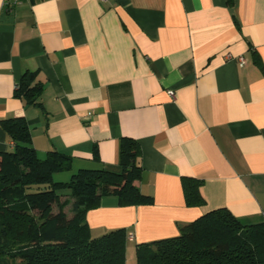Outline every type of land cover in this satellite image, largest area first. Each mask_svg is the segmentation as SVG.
<instances>
[{"label": "crops", "instance_id": "crops-1", "mask_svg": "<svg viewBox=\"0 0 264 264\" xmlns=\"http://www.w3.org/2000/svg\"><path fill=\"white\" fill-rule=\"evenodd\" d=\"M25 72L43 111L13 97ZM12 117L39 158L70 156V175L115 166L122 137L138 144L134 185L152 205L109 196L85 214L91 237L132 235L125 264L215 209L264 223V0H0V121ZM12 146L0 128V153ZM182 177L201 180L202 206H185Z\"/></svg>", "mask_w": 264, "mask_h": 264}, {"label": "trees", "instance_id": "trees-1", "mask_svg": "<svg viewBox=\"0 0 264 264\" xmlns=\"http://www.w3.org/2000/svg\"><path fill=\"white\" fill-rule=\"evenodd\" d=\"M42 90L36 73L25 72L13 97L43 111ZM0 128L13 145L0 153V264H125V230L91 237L85 214L109 196L119 207L152 205L134 185L142 172L138 144L122 137L115 166L78 169L67 181H54V175L70 171V156L49 151L39 158L23 117L3 119ZM92 159L98 161L96 147ZM180 184L186 207L204 204L201 180L182 177ZM64 194L72 201L69 217L63 212L67 203H59ZM178 232L136 245V264H264L263 222H242L220 208L178 226Z\"/></svg>", "mask_w": 264, "mask_h": 264}, {"label": "built area", "instance_id": "built-area-1", "mask_svg": "<svg viewBox=\"0 0 264 264\" xmlns=\"http://www.w3.org/2000/svg\"><path fill=\"white\" fill-rule=\"evenodd\" d=\"M20 0H6V2H7V4L9 5V6H13V5H16L18 2H19ZM238 64L240 65V66H242V65H244V63H245V60L243 59V58H238ZM168 95L171 97L172 96V92H168ZM131 238H132V235H127V240H131Z\"/></svg>", "mask_w": 264, "mask_h": 264}, {"label": "rangeland", "instance_id": "rangeland-1", "mask_svg": "<svg viewBox=\"0 0 264 264\" xmlns=\"http://www.w3.org/2000/svg\"><path fill=\"white\" fill-rule=\"evenodd\" d=\"M70 177V174L68 172H63V173H59V174H56L53 176V180L54 181H59V180H63L65 179L64 181H67ZM135 259L133 261V264H135Z\"/></svg>", "mask_w": 264, "mask_h": 264}]
</instances>
